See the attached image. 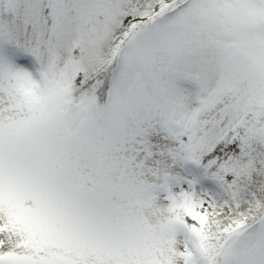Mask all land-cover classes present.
I'll return each mask as SVG.
<instances>
[{"label": "snow or ice", "instance_id": "6c2138e0", "mask_svg": "<svg viewBox=\"0 0 264 264\" xmlns=\"http://www.w3.org/2000/svg\"><path fill=\"white\" fill-rule=\"evenodd\" d=\"M0 264H264V0H0Z\"/></svg>", "mask_w": 264, "mask_h": 264}]
</instances>
